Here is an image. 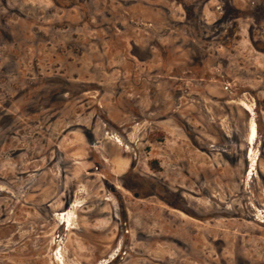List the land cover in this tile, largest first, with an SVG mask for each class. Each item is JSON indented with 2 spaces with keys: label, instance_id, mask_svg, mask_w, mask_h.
Returning <instances> with one entry per match:
<instances>
[{
  "label": "rangeland",
  "instance_id": "1",
  "mask_svg": "<svg viewBox=\"0 0 264 264\" xmlns=\"http://www.w3.org/2000/svg\"><path fill=\"white\" fill-rule=\"evenodd\" d=\"M257 262L264 0H0V264Z\"/></svg>",
  "mask_w": 264,
  "mask_h": 264
},
{
  "label": "bare ground",
  "instance_id": "2",
  "mask_svg": "<svg viewBox=\"0 0 264 264\" xmlns=\"http://www.w3.org/2000/svg\"><path fill=\"white\" fill-rule=\"evenodd\" d=\"M73 206L74 205H71V208L70 209H72L73 208ZM207 206V205H206ZM209 206V205H208ZM202 207V206H201ZM205 208V207H204ZM210 210V209H209ZM63 217V216H62ZM164 223V222H163ZM168 223V222H167ZM170 225V224H169ZM169 225H167L168 227H169ZM171 226V225H170ZM171 228H173V226L171 227ZM71 229H73V228H70L69 230H71ZM178 230V229H177ZM173 231H176V229L175 230H173ZM172 231V232H173ZM165 233V232H164ZM168 235L170 234V233H167ZM151 235H153V234H151ZM174 235H176L175 233H174ZM160 236V235H159ZM162 236V235H161ZM172 236V235H171ZM173 237V236H172ZM154 238V237H153ZM151 239H152V237H151ZM155 242V241H154ZM258 264H259V262H257ZM257 263H255V264H257Z\"/></svg>",
  "mask_w": 264,
  "mask_h": 264
},
{
  "label": "flooded vegetation",
  "instance_id": "3",
  "mask_svg": "<svg viewBox=\"0 0 264 264\" xmlns=\"http://www.w3.org/2000/svg\"><path fill=\"white\" fill-rule=\"evenodd\" d=\"M70 208H71V206H70Z\"/></svg>",
  "mask_w": 264,
  "mask_h": 264
}]
</instances>
